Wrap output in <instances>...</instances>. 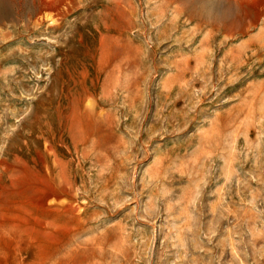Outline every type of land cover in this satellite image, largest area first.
<instances>
[{
	"label": "rangeland",
	"instance_id": "1",
	"mask_svg": "<svg viewBox=\"0 0 264 264\" xmlns=\"http://www.w3.org/2000/svg\"><path fill=\"white\" fill-rule=\"evenodd\" d=\"M123 5L0 0V264H264V0Z\"/></svg>",
	"mask_w": 264,
	"mask_h": 264
},
{
	"label": "bare ground",
	"instance_id": "2",
	"mask_svg": "<svg viewBox=\"0 0 264 264\" xmlns=\"http://www.w3.org/2000/svg\"><path fill=\"white\" fill-rule=\"evenodd\" d=\"M70 1V0H69ZM68 3V2H67ZM72 4V3H71ZM60 5V4H59ZM64 5V4H63ZM140 5V4H139ZM67 6V8H68V6H69V3L66 5ZM98 6L99 7H101L99 4H98ZM45 8H47L48 10L49 9H52L53 7H54V5H52V4H50V5H45L44 6ZM60 7L61 6H59L58 8H59V10H60ZM172 8H173V6H171ZM176 7V6H175ZM66 8V9H67ZM70 8H71V6H70ZM106 8V7H105ZM138 9V8H137ZM140 9H141V5H140ZM159 9H161V8H159ZM164 9V8H163ZM61 10H63L62 8H61ZM60 10V12L61 13H59V12H57V14L55 13L56 12V10H54V13L53 14H55V15H52L51 13H50V15H52V17L50 16V17H46L45 19H49V21H51V23H53L54 24V26H52V27H50V29H56V28H58L59 26H60V24H61V22H62V20L64 19V15H65V13H67L68 12V9L67 10H64L63 12ZM44 11V10H43ZM39 13H40V10L38 11ZM175 12V11H174ZM177 12V11H176ZM44 14V13H43ZM68 15V14H67ZM103 15H104V17L102 18V21H111V19H112V16L111 15H115L117 18H118V20H119V22L121 23L122 21H123V18H124V5H123V0H116V7H115V10H114V12H113V14H112V12L110 11V8H106L105 10H103ZM140 15H141V13H140ZM45 16H47V13L45 14ZM141 17H143V16H140V18ZM174 17V16H173ZM106 18V19H105ZM172 18V17H171ZM42 19V18H41ZM40 19V20H41ZM139 19V18H138ZM175 21V20H174ZM38 22H40V21H38ZM234 22V21H233ZM144 24V23H143ZM100 27L98 26V29H99ZM223 28V27H222ZM217 29V28H216ZM100 31V30H99ZM98 31V32H99ZM145 31V30H144ZM156 31V30H155ZM225 31V30H224ZM240 32H242V31H240ZM173 33V32H172ZM215 33V32H214ZM135 34H137V33H135ZM139 34V33H138ZM239 34V33H238ZM241 34V33H240ZM215 35V34H214ZM227 35H229V34H227ZM29 36V35H28ZM230 36V35H229ZM110 37V36H109ZM142 38V37H141ZM207 38V37H206ZM227 38V37H226ZM234 38V37H233ZM149 39V38H148ZM215 39V38H214ZM213 39V40H214ZM229 39V38H228ZM27 40V39H26ZM101 41V43L102 44H104V45H106V43L108 42V39H107V35L105 36V35H102V37H101V39H100ZM150 42V41H149ZM204 42V41H203ZM252 43V42H251ZM126 44V43H125ZM124 44V45H125ZM204 44V43H203ZM104 45H102V50H103V46ZM123 45V44H122ZM123 45V46H124ZM129 45V44H128ZM241 45V44H240ZM127 46V45H126ZM148 46V45H147ZM127 47H129V46H127ZM236 47V46H235ZM239 48V47H238ZM243 48H246V46L245 47H243ZM123 49V48H122ZM138 49V48H137ZM230 49V48H229ZM118 50V49H117ZM136 50V49H135ZM134 50V51H135ZM233 50V49H232ZM121 51V50H120ZM108 52V51H107ZM122 52V51H121ZM137 52V51H136ZM236 52V51H235ZM234 52V53H235ZM57 53H59V54H61V50H57ZM116 53V52H115ZM130 53H132V51L130 52ZM134 53V52H133ZM202 53V52H201ZM226 53V52H225ZM237 53V52H236ZM123 54V53H122ZM137 54V53H136ZM132 55H135V54H132ZM119 56H120V54H119ZM122 57V56H121ZM61 58V57H60ZM130 58V57H129ZM61 60V59H60ZM112 62V61H111ZM123 62V61H122ZM120 63V62H119ZM125 63V62H124ZM135 62L133 61V64H134ZM188 63V62H187ZM189 65V64H188ZM130 66V65H129ZM128 66V67H129ZM184 66H186V62H185V65ZM48 67V66H47ZM131 67V66H130ZM134 66H132V68H133ZM131 68V69H132ZM109 69H110V67H109ZM152 69V68H151ZM112 70V69H111ZM129 70V69H128ZM127 70V71H128ZM42 72V71H41ZM44 72V71H43ZM184 72V71H183ZM111 73H112V71H111ZM110 74V73H109ZM108 74V75H109ZM134 74V73H133ZM60 75V74H59ZM135 75V74H134ZM47 77V76H46ZM69 77V76H68ZM29 78V77H28ZM30 79V78H29ZM123 79H124V69H123V65H122V63H120V64H118L117 65V67H116V75H114V76H112L111 78H110V81H113L114 80V82H115V84H116V86L117 87H119V88H122V84H123ZM53 81V80H52ZM61 81V80H60ZM126 81V80H125ZM124 81V82H125ZM137 81V80H136ZM133 82V81H132ZM230 82V81H229ZM112 83V82H111ZM232 83H236L235 81L234 82H232ZM106 84H108V83H106ZM135 84V83H134ZM105 85V84H104ZM131 86L133 87V83H131ZM227 86V85H226ZM85 88V87H84ZM103 88V87H102ZM225 88V87H224ZM112 90V89H111ZM223 90V89H222ZM58 91H59V89H58ZM46 92V91H45ZM112 93V92H111ZM136 93V92H135ZM220 93V92H219ZM58 94H59V92H58ZM217 95V94H216ZM112 96V95H111ZM54 97V96H53ZM50 99H52V98H50ZM78 99V98H77ZM39 100V99H38ZM75 100V99H74ZM89 100V99H88ZM56 101H57V99H56ZM50 102V101H49ZM118 102V101H117ZM47 103V102H46ZM80 103V102H79ZM90 103V102H89ZM35 105H37V104H35ZM39 106V105H38ZM70 106V105H69ZM35 107V106H34ZM40 107V106H39ZM45 107V106H44ZM38 108V107H37ZM36 108V109H37ZM99 109V108H98ZM107 109V108H106ZM35 110V109H34ZM75 112V111H74ZM191 112V111H190ZM34 113V112H33ZM107 114V113H106ZM40 115V114H39ZM44 116H45V114H43ZM106 116V115H105ZM33 117V116H32ZM63 117V116H62ZM106 117H108V116H106ZM41 118V117H40ZM39 118V119H40ZM26 122V121H25ZM24 122V123H25ZM93 125V124H92ZM96 126V125H95ZM37 127V126H36ZM93 127V126H92ZM85 128V127H84ZM99 128V127H98ZM104 128V127H103ZM64 129H65V127H64ZM22 130V129H21ZM95 131H97L96 129H94ZM99 130V129H98ZM69 131V130H68ZM74 131V130H73ZM22 132V131H21ZM90 132V131H89ZM61 133V132H60ZM81 133H82V135H81ZM61 135V134H60ZM92 136V135H91ZM99 136H100V132H99ZM75 138V143H74V148H73V153H74V155H75V157L78 159L79 158V154H80V150H82L80 147H81V145H83L86 141H87V139L89 138V137H86V134L85 133H83L81 130H76V136L75 137H73L72 139H74ZM70 139H71V137H70ZM46 142V141H45ZM44 143V142H43ZM48 143V142H47ZM47 143H44V144H47ZM93 144H94V142H92ZM120 144V143H119ZM58 145H60V144H58ZM45 147H47V146H45ZM51 148V147H50ZM47 149V148H46ZM112 149V148H111ZM68 150V149H67ZM100 150V149H99ZM47 153H49L48 152V150H47ZM50 153H51V151H50ZM87 154V153H86ZM82 156H83V154H82ZM42 157V156H41ZM42 160V159H41ZM53 161H54V158H53ZM58 165V164H57ZM59 166V165H58ZM62 166V165H61ZM46 168V167H45ZM46 170V169H45ZM48 171V170H47ZM60 171V170H59ZM61 172V171H60ZM46 174H48V172L46 173ZM62 174V173H61ZM63 176V175H62ZM57 178V177H56ZM53 179V178H52ZM57 179H59V178H57ZM75 184V183H74ZM76 188V187H75ZM161 196V195H160ZM58 197V196H57ZM60 199V198H59ZM54 200V199H53ZM166 200V199H165ZM58 201V200H57ZM50 203V202H49ZM157 203V202H156ZM163 204V203H162ZM70 208V207H69ZM83 209V208H82ZM157 212V211H156ZM144 214H145V212H144ZM148 216V215H147ZM158 216V215H157ZM79 227V226H78ZM134 229V228H133ZM98 231V230H97ZM104 232H105V230H104ZM162 233V232H161ZM99 235V234H98ZM126 237V236H125ZM158 238V237H157ZM163 238H165V237H163ZM98 239V238H97ZM162 242V241H161ZM154 243V242H153ZM180 243V242H179ZM119 244V243H118ZM89 245V244H88ZM152 245V244H151ZM165 245V244H164ZM90 246V245H89ZM106 246H107V244H106ZM132 246V245H131ZM148 247V246H147ZM235 247V246H234ZM98 248V247H97ZM118 248V247H117ZM146 248V247H145ZM95 249V248H94ZM93 249V250H94ZM66 250V249H65ZM76 251V250H75ZM148 251V250H147ZM72 252V251H71ZM65 254V253H64ZM150 254H151V252H150ZM107 255V254H106ZM119 255V254H118ZM128 255V254H127ZM147 255H148V253H147ZM122 256V255H121ZM67 257H68V255H67ZM93 257V256H92ZM126 257V256H125ZM66 258V257H65ZM129 258V257H128ZM127 259V258H126ZM71 260V259H70ZM69 260V261H70ZM76 260V259H75ZM73 261V260H72ZM62 262H64L65 263V261H62ZM61 262V263H62ZM144 262V261H143ZM72 263V262H71ZM103 263V262H102ZM59 264H60V262H59ZM63 264V263H62ZM73 264V263H72Z\"/></svg>",
	"mask_w": 264,
	"mask_h": 264
}]
</instances>
